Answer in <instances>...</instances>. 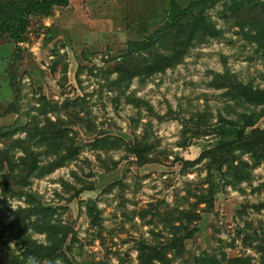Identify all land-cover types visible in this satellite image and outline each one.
<instances>
[{
    "label": "rangeland",
    "instance_id": "1",
    "mask_svg": "<svg viewBox=\"0 0 264 264\" xmlns=\"http://www.w3.org/2000/svg\"><path fill=\"white\" fill-rule=\"evenodd\" d=\"M196 1L69 0L48 17H31L26 43L0 36V129L8 136L0 137V150L20 142L10 151L15 160L24 157L23 128L41 131L49 119V130L68 131L77 151L75 160L45 174L54 160L46 150L39 160L43 171L22 179L15 172L8 191H0V264L22 260V226L13 224V214L30 209L29 196L53 209V222L75 233L76 240L71 234L66 245L72 264H137L141 243H164L170 225L179 227L180 219L196 231L174 264H192L190 257L203 254L264 264V166L254 167L248 155H240L235 164L246 163L250 179L225 183L208 176L205 160L198 162L222 139V128L223 134L234 131L228 122L252 111L233 102L226 90L210 87L212 79L229 74L236 83L264 91V49L228 14L224 5L230 1L204 11L217 38L195 44L173 68L118 85L113 71L127 59L149 63V52L169 54L158 43L131 56L129 45L149 40L163 27L171 3L184 9ZM44 105L56 111L47 108L44 115ZM254 128L264 130V115ZM98 140L99 148L93 147ZM133 148H144L150 162L138 165ZM6 175L4 164L1 183ZM89 201L95 219L88 215ZM187 213L194 216L191 223ZM27 236L46 242L30 230Z\"/></svg>",
    "mask_w": 264,
    "mask_h": 264
},
{
    "label": "trees",
    "instance_id": "2",
    "mask_svg": "<svg viewBox=\"0 0 264 264\" xmlns=\"http://www.w3.org/2000/svg\"><path fill=\"white\" fill-rule=\"evenodd\" d=\"M220 1L225 2L227 0H198L190 3L184 9L175 3H171L169 18L163 27L157 30L149 40L134 42L129 45L131 56L142 51L149 52L158 43L165 45L169 54L152 55L149 52L150 59L145 61L149 63L144 65H135L131 59L123 60L113 70L118 73L120 78L117 85L127 80L129 82V79L135 75L148 77L173 68L182 61L187 51L195 44L203 43L210 38H217L219 32L211 21L204 16V11L212 8ZM229 1L228 5H224L228 14L239 18L248 27L250 41L264 49V0ZM68 5L69 0H13L8 3L0 2V36L5 37L12 43L24 44L28 40L27 30L31 17L42 16L45 18L52 14L53 9L66 8ZM209 86L217 90H226V96L231 98L233 102L247 106L252 111L249 115L247 113L242 114L240 121L228 122L234 131L231 134H223L222 128L219 131L222 139L217 146L203 151L198 158V162L201 160L206 161L207 173L210 178L225 179V183H230V179L237 181L249 180L250 169L247 164L243 162L235 164V162L238 156L248 155L252 159L254 167L264 166V130L254 128L256 122L264 115V91L236 83L229 74L217 75L212 79ZM41 107L44 109L42 112L44 115H46L47 108L53 112L56 111V106L44 105ZM63 108L65 110L67 106ZM257 109L259 110L258 113L255 112ZM46 120L48 127H45V129L48 131L41 129V131L37 130L33 133L31 129H26L28 126L23 128V131H27L28 135L24 142L26 146V149H23L24 157L15 160L13 153L10 151L14 150L15 147H21L20 142L12 144L11 148L3 147L4 149L0 150V172H2L4 164H6L8 170V175L3 177L5 182H0L2 195L8 191L6 188L7 181L11 179V176L13 177L15 172H18L16 174L20 175L19 179H22L28 178L38 169L42 170L39 160L46 150L54 156V160L44 168L45 174L53 173L77 157V151L73 147L74 139L69 137L68 131L59 127L49 130L52 125L49 119ZM221 121L225 120L219 118L218 122L222 123ZM247 130L250 131L247 132ZM225 135H230L232 138L225 140L223 139ZM1 136L8 139L5 130L0 129ZM34 141L35 143H32ZM92 144L93 147L99 148L100 141H94ZM115 144L116 146L119 145L118 142ZM107 146L108 144H104L103 147ZM34 148L43 151H33ZM130 151L137 159L138 165L141 166L150 162L147 155H145L144 148H133ZM213 191L214 189H212ZM35 199V197L29 196L30 209L23 210L19 208L13 214V224L19 227L22 226L21 234H18L21 240L20 247H23L24 250L21 254L22 260L19 261L20 257L15 258L12 264H43L44 262L47 264H57L58 262L72 264L66 256V251L69 249V246L66 245L71 234L73 235L72 240H76L75 233L61 223L53 222V209L41 207L40 203L35 202ZM206 201L209 206L213 203L212 198ZM87 211L88 215L94 219L97 218V213H92L89 205ZM173 213H177L176 209L171 212V215ZM184 217L186 223H191L192 218L194 219V216L189 215V213ZM33 218L34 222L32 221ZM180 222L179 227L174 226V223L173 226L170 225V237L166 238L164 243L160 242L157 245L141 243L137 251V264H174L177 259L185 256L183 242L191 239L196 230L195 228L189 230L188 224L182 223V219H180ZM170 223H172V220ZM29 230L33 234L44 235L45 244L38 243L27 236ZM170 253H172V256L169 258ZM190 258L192 264H249L248 261L240 259H226L225 256L218 259L216 256L208 254Z\"/></svg>",
    "mask_w": 264,
    "mask_h": 264
},
{
    "label": "water",
    "instance_id": "3",
    "mask_svg": "<svg viewBox=\"0 0 264 264\" xmlns=\"http://www.w3.org/2000/svg\"><path fill=\"white\" fill-rule=\"evenodd\" d=\"M89 207H90V208H92V204H91V202H90V201H89Z\"/></svg>",
    "mask_w": 264,
    "mask_h": 264
}]
</instances>
